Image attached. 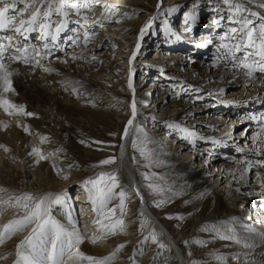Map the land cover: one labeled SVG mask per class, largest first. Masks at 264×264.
<instances>
[{"label": "bare ground", "instance_id": "1", "mask_svg": "<svg viewBox=\"0 0 264 264\" xmlns=\"http://www.w3.org/2000/svg\"><path fill=\"white\" fill-rule=\"evenodd\" d=\"M166 1L167 3L160 4L155 3L154 0H74L80 5L79 12L75 9H65L68 12L66 17L56 13L52 15L56 19L54 20L56 26L61 23L60 19L65 18L66 25H70L71 30L75 29L74 38L72 37L70 41L73 44L71 48H67V56L59 55L63 53V43L67 42L68 34L72 32L69 29L70 32L66 34V26L59 33L54 44L50 40L49 49L43 47V42L33 45L37 50L43 49L39 55H36V59L40 61L39 67L35 60H30L29 63L23 59L9 60L8 53H5L3 61L7 71L12 73L11 81L16 80L20 85L32 82L46 93L53 92L54 94L47 100L48 106H56L60 103L58 106L69 110L68 108L74 105L83 113H96L104 121L107 129L117 130L119 145L116 151L117 160L110 168H113L112 171L117 177H121L120 186L128 193L123 215L124 231L118 230L115 235H106L107 230L102 229L101 224L94 223L97 214L81 188L72 194V196L76 195L75 199L80 210L78 215L83 219L79 224L74 200H71L72 196L69 200V184L82 181V174L70 162L66 153L60 152L52 138L48 140L44 136L42 142L37 143L27 132L28 128H36L32 121L40 123L41 132L43 128H47L45 134L52 133L54 128H61V123L54 121L50 125V122L36 110L34 116L38 118L23 120L20 106L25 104L31 111L32 106L18 88L10 86L9 91H3L2 81H0V101L7 100L10 105L16 107L0 106V189L3 190L0 191V197L7 199L9 194L22 193H31L39 197L48 193L67 192L65 206L55 207L52 212L53 217L69 230L72 224H75L76 230L82 237L79 249L85 255L104 258L116 252L111 264H214L208 255L210 253H206L207 249H198L201 247H198V239L195 240L192 230L189 234L184 235V232L182 234L181 228L179 231L178 227H173L174 225L171 226L164 220V211L155 212L152 206L144 201L141 203L143 195L139 189L138 172L132 166L134 162L131 158L130 146L138 123H146L148 126L139 136L138 151L141 152V148L149 151L155 161L168 162V169L174 167L180 172L197 177L196 187L199 188L206 202L203 220H196V215L191 217L195 222L194 225L202 224L203 227V222L210 220L223 222L230 219L228 216L239 215L237 236L244 242L250 244L255 242L259 245L257 257L263 259L261 264H264V97L259 96V94L264 95V73L257 69L252 76L246 75L245 69L233 66V55L221 47L222 43H228L230 47L234 43L229 40L222 41L221 37L225 36L228 28L236 26L230 23L232 9L224 0ZM172 1H180L183 7L189 8L184 16V19L191 21L189 29L183 28L182 25L176 28L173 15L171 19H167L170 11L165 8ZM260 2L261 0H253L252 4L246 3V7L250 11L264 12V9L258 7ZM192 4H196L197 10L190 13ZM16 5L19 6L16 12L19 13L17 19H20V14L24 13L26 5L19 0ZM113 14H117V18L113 19ZM204 14L205 21L208 22L197 36L194 30L199 18ZM23 18L27 19V14ZM252 19L257 22L255 17ZM149 20H152V24L144 33L143 39H140V31ZM101 23L103 26L100 27L97 38V41L101 40V44L98 42L86 49L85 45L91 33L93 30L96 33L97 26ZM157 28L163 32V36H158V39L154 40V36L159 35V32H156ZM7 32L11 33L10 36H14L11 41L12 47L9 48V52L14 53L15 46L22 45V39L25 38L13 31ZM188 33L189 36L193 35L192 42L188 41ZM35 34L38 36L40 31H35ZM25 35L28 39L31 33ZM59 40L61 46L56 44ZM137 43L140 44L138 51ZM103 45H108V48L114 46L117 49L102 52L101 49L105 48ZM190 45L193 48H190ZM200 45L204 46L200 47ZM152 48L155 51L153 58L149 57ZM182 48L184 49L181 51ZM53 53L55 58L52 62L41 67L43 58ZM133 53H135L134 60ZM162 54L165 55L164 62L167 63L165 66L161 61H157ZM244 55L243 52L236 53V56L241 58ZM74 56L77 58L73 59ZM216 61L224 65L215 68ZM45 68L51 71L46 72ZM74 68L83 70L89 77V83L73 81L67 85L68 76L65 71ZM147 73H149L148 77H146ZM255 74H259L257 77L260 79L253 78ZM137 76L139 80H135ZM174 77L187 81H184L185 84L176 83ZM130 78L133 85L131 89L128 87ZM147 78L154 80L152 79L149 89H143L142 85ZM229 85L235 88V91L228 93ZM173 86L191 89L192 92L188 91L184 96L178 93L177 96V93L175 95L170 93ZM208 94L223 96L230 104L234 102V98L244 96L243 100L239 99L235 103L236 107H243L237 109L231 107L237 118H240V123L234 117L229 118L231 113L228 114L226 109L211 104L208 99L204 102L202 98L209 96ZM170 95L173 99L168 104ZM190 96L194 98L191 100ZM147 98H152L156 103L154 108H150L153 113L142 106ZM75 99H78L77 104ZM134 100L139 104L138 113L133 126L128 128L129 136L125 138L124 130L132 118ZM261 100L263 101L260 102ZM201 102L204 104H200ZM5 108H8V111H5ZM209 108L212 110L208 111ZM253 109L254 111L249 113ZM171 113L175 114L176 123L179 125L177 128H180L178 132L166 123L172 121ZM161 121L165 124L160 123ZM251 125L256 130L254 133ZM160 126L166 131L163 135L171 138L170 141L165 140L166 145L158 142ZM220 131L233 134L226 136V139L219 137L226 142L220 148L229 151L227 155L220 151L222 158L226 157L229 160L218 163L215 150L208 147L216 142L217 133ZM189 133H192V137ZM198 142L201 143L202 153L193 151V146ZM33 148H38L40 155L46 159H40L32 152ZM197 159L200 160L197 162ZM136 190H139L140 196L136 195ZM118 203V199H114L109 207H117ZM227 207L230 211L225 213L224 209ZM22 215L23 213L14 207L0 209V230L3 225ZM117 216L120 217L118 207L115 217ZM115 217L108 215L101 220V223L111 224ZM145 220L147 223L141 228V222ZM197 225L196 229H198ZM244 226L255 229V234L248 233ZM33 227L35 225L12 235L10 239L0 244V264H15L18 260L17 245L31 234ZM153 230L157 234L156 242L151 239ZM195 233L200 235L198 230ZM94 238H98L95 243ZM160 244L164 247L161 248ZM120 245L124 247L117 252ZM240 247V250L234 249L233 252H229L228 261L225 260V263L246 264L243 258L248 252L244 253L242 244ZM65 261L66 264H88L87 261H69L67 258Z\"/></svg>", "mask_w": 264, "mask_h": 264}, {"label": "rangeland", "instance_id": "2", "mask_svg": "<svg viewBox=\"0 0 264 264\" xmlns=\"http://www.w3.org/2000/svg\"><path fill=\"white\" fill-rule=\"evenodd\" d=\"M154 1H155V3H160V4L161 3L164 4L165 2L167 3L166 0H154ZM209 1H212V0H209ZM213 1H216V0H213ZM173 5H174V7H173ZM204 6H205V4L203 3V7ZM214 7H216V6H214ZM18 9H19V6L16 5V12ZM187 9L189 10V8L183 7L181 5L180 1L169 2L165 8V10L170 11L168 16H167V19H171V15H173V18L175 20L174 26H176V28H180V26L182 25L183 28L189 29L191 27V26L189 27V24H191V21L188 19H184V16L187 12ZM195 10H197L196 4H192L189 12L192 13ZM10 14H12V13L10 12ZM116 16H118V15L113 14L112 18L113 19L117 18ZM205 19H206L205 14L203 15V17L201 16L199 18L198 25L195 27V30H194L195 35L197 34V36H198L199 33L201 34L202 31H200V30H203L205 24H207V22H208V20L205 21ZM18 20L19 19H17V21ZM54 20H56V19L54 16H52V21H53L52 31L53 32H54V29L56 27ZM17 21H16V24L19 23V21L18 22ZM60 21H66V19L63 18L62 20L60 19ZM106 25H108V24H106ZM102 26H103V23H101L97 26L98 28L96 29V33H94L95 30H93V32L91 33L90 38L88 40V43L85 45L86 49L90 46L95 45L98 42L101 44V40L97 41V38L99 37L98 34L100 32V27H102ZM69 29H70V25H68L66 27L67 32H65V33L68 34L70 31H72V32L68 34L69 37H68L67 42L63 43V45H64L62 47L63 53H59L60 56H67L68 55L67 54V52H68L67 48L72 47L73 43L72 42L70 43V41H71L72 37L74 38L75 29H73V30L70 29V31L68 32ZM156 32H159V35L154 36V40H157L158 36H163V32L160 31L159 28H157ZM179 32L180 31L178 30V33ZM10 35H11L10 32L6 33V31H4V32L0 31V43L8 44L9 41L7 39H5V37H8ZM187 36H189V33L187 34ZM192 37H193V35L191 34L188 38V41L190 40V42H192L193 41ZM152 38H153V36H152ZM35 41H36V43H35ZM24 42H25V44H24ZM42 42H43V45L45 43L50 44V38H47V39L42 38L41 32H40V34H38V36H37V34H35V32H32L31 35L29 36L28 41L22 39V45L24 44L23 46L29 47L28 49L30 50L29 51L30 54L32 53L33 48L37 49L33 45L34 44L39 45ZM60 42H61V40L57 41L56 44H58V46H61ZM20 44H21V42H20ZM103 47H105V48L101 49L102 52H104L106 50L114 51V49L115 50L117 49L114 46L111 48H108L109 47L108 45H103ZM189 47L193 48V46H191V45ZM183 49L184 48H182L181 51ZM153 50H154V48H152L151 53L149 54V57H151V58H153L154 53H155V51H153ZM40 51L42 52L43 49L38 50V52H40ZM188 51H189V49H188ZM43 54L44 53H42V55ZM54 55H55V53H53L51 55L49 54L48 55L49 57L47 56L48 58L46 57L45 59H43L41 62V67L46 66L49 63H51L52 60L55 58ZM3 61H4V59H3ZM157 61H161L163 66H165L167 64L164 62L165 61V55H163V54L157 58ZM18 63H20V62H18ZM25 64H27V63H25ZM219 65H224V64L221 62H217V61L214 63L215 68L218 67ZM78 70L79 69L74 68L71 71H69V70L65 71V73L67 72V76H68L67 77L68 80L66 82L67 85L68 84L70 85L71 82H73V81H78V82H82V83L83 82L89 83V81H90L89 77L83 72V70H79V71ZM76 72H78V74ZM149 73L146 74V77H148L147 75ZM258 75L259 74H255L253 76V78L260 79L259 77H257ZM152 79L153 78H147L146 81L143 83L142 88L143 89H149L152 81L154 80V79L153 80ZM174 79H175L176 83L177 82L184 83V81H187L186 79L184 80V79H180L177 77H174ZM133 80H134V78H133ZM135 80H139V77L138 76H137V78L135 77ZM11 84H12V85H10L11 87H14V88L16 87L21 91V94L25 97L27 102L32 106V109H33L32 111L28 110L26 108L25 104H22L20 106V108L21 107L23 108V111H20L22 114L23 120H30V119L38 118V116L35 118L34 115H35L36 111H39L41 113V116L44 117L45 119H47L48 122H50V125H52V122H54V121H56V122L58 121L59 124L61 123V128H57V129L54 128L52 133L49 132V134H45L47 128H45L46 130L43 128V131L41 132L40 127H39L40 123L38 124V122H36L37 123L36 124L35 121H32L33 125H36L35 126L36 128L35 129L28 128L27 132L32 139L37 141V143L42 142V139L44 138V136L48 140L50 138H52L56 147L60 150V152L66 153V155L69 157L70 162L77 168V171L80 174H82V176H83L82 181H75V182L69 184V190H70L69 200H70L72 194L74 192H76L77 189L81 188L83 190L85 198H87V201H89L88 192L85 189L84 182L88 181L90 179L96 178L100 173H111V172L114 173V171H112L113 168H110V167L112 165H114L116 163V160H117V158H116L117 152L116 151H118V149H119L117 130L114 128L113 129L112 128L107 129L105 127L104 121L101 120L100 116H98L96 113L95 114L94 113L92 114L91 112L83 113L82 111L78 110V108H76L74 105L72 107L68 108L69 110L62 109L61 106H58L60 104L59 102H58L59 104H57L56 106H53V105H51V107L48 106L49 103L47 102V100H48V98L50 99V96L54 93L53 92H51V93L48 92L49 94L46 93L45 90L39 88L35 83L29 82V83H24V84L20 85L16 80H14V81H11ZM228 90H229L228 93H231V92L235 91V88H232L229 85ZM188 91L192 92L191 89L187 90V89H183V88H180L177 86H173L170 93H173L174 95L177 93V96H178V93H181L182 96H184ZM208 95L209 96H205L204 98H202L204 100V102L210 100L211 104L218 105L221 109H226L228 114H229V112L231 113V114H229V118L234 117V119L240 123V118H237V116L235 115L236 113L233 109L243 107V106L236 107L237 104H235V103L238 102L239 99L243 100L242 98L244 96H238V97L234 98L233 99L234 102L232 104H230L229 101L226 100L223 96L219 97V96H213L211 94H208ZM259 96L264 97L263 94H259ZM193 98H194L193 96H190L191 100ZM172 99L173 98L170 95L169 99H168V101H169L168 104H170V101H172ZM177 99H178V97H177ZM77 100L78 99H75L76 104L78 102ZM262 101L263 100H261L260 102H262ZM37 104H39L38 107H37ZM78 104H80V103H78ZM135 104H136V114H137L139 104L137 103V101H135ZM200 104H204V103L201 102ZM154 105H156V103L152 98H147L146 102L142 104V106L145 107V109L149 110L150 112H152V110H150V108L153 107ZM248 106H250V105H248ZM231 107L233 109H231ZM211 110H212V108H209L208 111H211ZM26 113H31L32 115H26ZM96 115L98 116V118ZM171 117H172V121H169L166 123L170 124V125H172V124L178 125L176 123V120H175V114H172ZM252 119H251V124H252ZM160 123L165 124V123H163V121H161ZM43 126L45 127V125H43ZM137 126L139 127L140 131L137 132L134 129V134H133L134 136L132 135L133 136L132 140L135 139L137 141L138 148L134 149L133 146L131 145L130 150L132 152L131 158H132V161L134 162V163L132 162L133 163L132 166L138 172L137 173V179L139 181V189L141 190V194L143 195V201L145 203H147L148 205L152 206L154 208L155 212L164 211L165 212L164 220H166L171 226L174 225L173 227H175V226L178 227V230L181 228L182 234H183V232H184V235L189 234L190 231L192 230L193 231L192 235H194L195 240L198 239V243H199L198 247H201L198 249H201V250L207 249V251L209 250L208 252L206 251V253L207 254L210 253L208 255L210 256L211 262L213 261L212 263L218 264V262H219L220 264H222V262L220 260H218L217 257H223L224 258L223 264H227V263H225V260L228 261L227 259H228L229 252L230 253L233 252L234 249L240 250L241 244H237V243L230 241V240H222L211 230L203 231L202 229L207 228L208 226L215 224L221 228V234H231V233H225L224 228L227 226V227L235 228V230H236L237 225H238L239 220H240L239 215L237 216L234 214L232 216H228L230 219L228 221H223V222H218V221L217 222H211L214 220L206 221V222H203L204 223L203 227H202V224H201V226L200 225L198 226L196 224L198 226V229H196V225H194L195 222H193V218H191V217L196 215L195 216V218L197 217L196 220H203L204 210H205L204 204L206 202V200L203 198V194H201L199 191V188L196 187L197 177H194L192 174H189V173L186 174V173L180 172V171H178V169H176L174 167H171V169H168L167 167H168L169 163L168 162H160V161L157 162V161H155L151 152H150L151 157L148 159H146L144 155H141V152L138 151L139 143H140L139 136H140V134L144 133V130L146 129V127L148 125L146 123H138ZM161 126L158 129V130H161V131H159L158 142L160 144L166 145L164 143L165 140L169 139V141H170L171 138H168V137L163 135L166 131ZM241 126H242V124H241ZM251 126L253 128L252 133H254L256 130H255L253 125H251ZM170 128L171 129L175 128V131H177V132H178V130H180V128H177V127H170ZM59 129H60V131H59ZM229 134L232 135L233 133L232 132L229 133L228 131H227V133L224 131H220L219 133H217L218 137L216 138V142L212 146L208 147V149L212 148L213 150H215L214 151L215 155H216L215 157H216V161H218V163L225 162L226 160H229V159H226V157L222 158V154L227 155V154H229V151H227V149L225 150L224 148L223 149L220 148L226 143L221 138L226 139V136H228ZM191 137H189V138H191ZM219 137H221V138H219ZM161 139L163 140V142ZM193 147H194V149H193L194 153H200V152L202 153V151L200 150L201 143L198 142V144L194 145ZM220 151H222V154ZM146 152H149V151H146ZM191 153H193V152H191ZM110 157L115 158V163L109 164V165H103V166L100 165V161H102L104 159H108ZM263 159H264V157H263ZM198 160H200V159H197V162H198ZM234 161H236V160H234ZM53 174L55 175V172ZM143 174H147L149 178L145 179ZM118 179H119V183H120L121 177H118ZM150 183L158 186L157 190L149 188L148 185ZM88 187H90V185ZM159 189H163V190L161 191ZM116 191L119 192V188L116 189ZM75 198H76V195L72 196L71 200L72 199L74 200V209L76 210V213L78 216L77 219H79L77 221H79V224H80V221L83 219H80V215H78L80 210H79V206H78V201H76ZM159 201H164V203H162L159 207H157L156 205H157V202H159ZM197 201L200 203H198ZM191 202H192V204H191ZM198 204L199 205L201 204V205L199 206ZM193 205H194V207H193ZM200 208H201V210H198ZM228 209H229L228 207L224 209L225 213H228L230 211V209L229 210ZM21 211H19V212L23 213V211L22 212ZM116 218H119V216L115 217L113 220H115ZM181 230H179V231H181ZM197 230L200 232L199 233L200 235H197L198 233H195ZM236 234H238L237 230H236ZM252 244L254 245L255 242H253ZM226 247H227V249H226ZM259 248L260 247L258 244L257 245L255 244L254 247H252L251 249L244 248V253L245 252H248V253L246 254V257L243 258V262H245L246 264H257V263L261 264L263 262V259H260V258L258 259V257H257V253L259 251ZM256 257H257V259H256ZM196 262H197V260H196Z\"/></svg>", "mask_w": 264, "mask_h": 264}, {"label": "snow or ice", "instance_id": "3", "mask_svg": "<svg viewBox=\"0 0 264 264\" xmlns=\"http://www.w3.org/2000/svg\"><path fill=\"white\" fill-rule=\"evenodd\" d=\"M18 0H0V31H13L19 36H24L27 39L26 33H32L37 30L41 32V36L44 39L50 38L54 44L57 40L59 33H61L66 27V21L55 27L54 32L52 15L67 16L68 12L65 9H75L77 12L80 10V5L75 3L74 0H19L21 3H25L26 7L24 13L20 14L19 24H16V4ZM225 4H228L232 9V15L229 17L230 23L236 26L228 28L225 36L221 37V40H230L234 43L229 46L228 43H222L221 47L227 49L234 58V67H241L246 70V75L252 76L253 72L257 69L259 72L264 73V12L250 11L247 4H252L253 0H224ZM260 9H264V0L258 4ZM34 9V10H33ZM10 12L12 14H10ZM27 14V19L23 16ZM253 17L257 22L253 21ZM152 24V20H149L145 24L144 28L140 31V39H143L144 33L149 29ZM14 37H5L9 41L8 44L0 43V81L3 82V91L10 90L11 72L7 71L3 59L5 53H8L7 59L17 61L23 59L25 62L35 60L36 65L40 64V61L36 59V55H39L37 49L33 48L30 54L28 49L23 45H16L15 52H9V48L12 47L11 41ZM204 45H200L203 47ZM43 47L47 50L50 45L45 43ZM140 44L137 43L136 50L138 51ZM245 53L241 58L236 56V53ZM76 59L77 57H72ZM95 59V57H93ZM132 59H135V53H133ZM44 71H51V69L45 68ZM128 87H133L131 78L129 79ZM8 105L9 107H16L10 105L9 101H0V106ZM23 111L21 107L19 109ZM8 111V108H5ZM11 114V113H9ZM26 115H32L26 113ZM136 119V104L132 103V118L128 121V127L124 130V137L129 136L128 128L133 126V122ZM169 127H179V125H169ZM135 131L139 132L140 129L136 126ZM187 131V129H182ZM192 135V133H189ZM133 148H138L137 141L132 140ZM7 150V149H6ZM141 155H144L146 159L151 157L150 152H146L142 148ZM123 151V149H122ZM32 152L39 156L40 159H46L43 155H40L38 148H33ZM115 163V158L110 157L100 161V165H109ZM71 167V165H69ZM145 179H148L147 174H143ZM67 178V177H65ZM90 185V187H88ZM86 191L88 192V198L93 205V210L97 214V220L94 223L101 224L102 229H106V235H115L119 230L121 232L125 229L123 215L125 212V202L128 198V193L121 188L119 179L115 173H100L96 178L90 179L84 182ZM149 188L157 190L158 186L149 184ZM120 189L119 192L116 189ZM163 190V189H159ZM0 191H3L0 189ZM238 191V190H237ZM136 195L140 196L139 190H136ZM67 192L60 194H44L42 196H34L31 193H22L19 195L9 194L7 199L0 197V209L14 207L18 211H23V215L20 218L13 219L10 222L3 225L0 230V244H3L6 239H10L12 235L25 231L28 227L35 225L32 228L31 234L27 238L17 245L18 260L15 264H66L65 258L69 261H87L88 264H111L112 259L115 257L116 252L112 253L109 257L96 258L85 255L79 249V244L82 242V237L76 230L75 224H72L71 230L56 220L53 215V209L57 206L64 207L66 203ZM114 199H118V208L120 211V217L116 218L113 223L104 225L101 220L111 215L115 217L117 207H109ZM141 203H143V197L141 196ZM164 201L157 202L159 207ZM147 221L141 222V228ZM246 231L251 234H255V229L246 227ZM203 231L211 230L222 240H230L237 244H242L246 249L254 247L253 244L242 241L236 234L235 228L225 227V233L221 234V228L213 224ZM98 238H94L93 242H97ZM147 239V237H146ZM151 239L153 242L157 241V234L155 230L151 232ZM161 248L163 244L159 245ZM124 245H120L117 252L122 249ZM223 264L224 258L217 257Z\"/></svg>", "mask_w": 264, "mask_h": 264}]
</instances>
